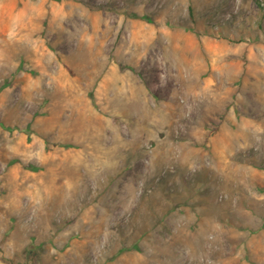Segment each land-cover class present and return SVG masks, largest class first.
Returning a JSON list of instances; mask_svg holds the SVG:
<instances>
[{
    "label": "rangeland",
    "instance_id": "rangeland-1",
    "mask_svg": "<svg viewBox=\"0 0 264 264\" xmlns=\"http://www.w3.org/2000/svg\"><path fill=\"white\" fill-rule=\"evenodd\" d=\"M0 264H264V0H0Z\"/></svg>",
    "mask_w": 264,
    "mask_h": 264
}]
</instances>
